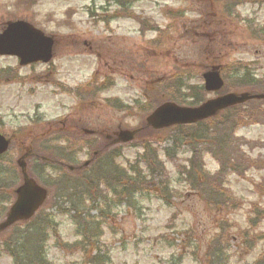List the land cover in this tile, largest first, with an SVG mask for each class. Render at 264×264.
I'll return each mask as SVG.
<instances>
[{
  "label": "rangeland",
  "instance_id": "rangeland-1",
  "mask_svg": "<svg viewBox=\"0 0 264 264\" xmlns=\"http://www.w3.org/2000/svg\"><path fill=\"white\" fill-rule=\"evenodd\" d=\"M225 1L226 13L221 0H0V31L20 19L55 42L47 65L22 67L16 58L0 57V134L11 140L4 165L10 160L14 165L45 133H60L67 117L77 121L78 132L100 138L137 131L149 115L139 106L152 82L179 77L184 87L202 86V74L212 70L222 79L229 71L230 79L247 75L264 81V0ZM237 65L240 72L234 74ZM89 84L77 93L95 95L79 101L74 91ZM110 100L117 102L110 106ZM257 108L253 123L229 133L242 160L235 170L227 167L222 178L235 207L222 212L210 210L190 192L184 171L191 150L174 143L173 134L145 137L146 130L129 144L110 147L105 157L110 161L108 153L118 154L115 164L126 170L143 167L141 144L148 142L167 175L164 200L155 182L148 181L130 204L114 200L97 210L78 206L81 220L71 219V203L60 198L58 174L25 161L33 179L47 189L50 203L43 211L56 224L55 235L47 232L48 264H264V104ZM96 138L85 141L99 142ZM46 142L41 150L64 148L58 141ZM201 144L196 151L203 171L214 175L219 163L209 143ZM72 150L76 154L67 165L88 160L87 148ZM85 227L89 242L72 249ZM31 228L19 223L0 233V264H14L4 248L7 243L9 251L19 247L16 234L29 235Z\"/></svg>",
  "mask_w": 264,
  "mask_h": 264
},
{
  "label": "trees",
  "instance_id": "trees-1",
  "mask_svg": "<svg viewBox=\"0 0 264 264\" xmlns=\"http://www.w3.org/2000/svg\"><path fill=\"white\" fill-rule=\"evenodd\" d=\"M221 1L222 11L225 12L229 4L226 5L227 2L225 0ZM120 4V2L116 3L118 7L121 6ZM237 66V70L236 67L232 69L234 74L240 72L238 71L240 67L239 65ZM223 74L225 76V85L219 93L221 95L233 91H251L252 93H257L261 91L259 90L260 87L264 88V81H254L247 75L236 77V79H230L228 75L230 74L229 71ZM103 88L106 87L101 85L100 89L103 90ZM184 93L185 95H183ZM94 95L93 92L90 93L85 91L83 95L77 93V96H79L77 99H79V101H87ZM206 95L207 93L202 86L194 85L184 87L179 77L174 79H162L154 82L150 89L148 88L145 90L143 103L139 108L143 113H150L165 102H173L184 106L187 105V101H191L189 106H197L206 100ZM109 102L110 106H112L117 101L110 100ZM263 104L264 100L249 101L243 105L223 110L205 121L197 122L192 125L174 126L162 131H153L144 122L141 124V127L138 128L135 138L143 135V132L147 130V133L144 135L145 137L161 133L163 138L166 139V135L173 134L175 139L174 143L188 146L192 156L187 171H184V177H188V184H190L189 188H191L190 192H194L197 199L205 202L210 210H221L222 212L225 209L235 208L234 200L228 194L227 189H224L222 178L227 167L235 170L236 161L238 160L240 162L242 160L240 159L242 155L241 152L237 150L236 157L233 151L234 143L230 142L228 139L229 133L233 132L236 127H240L249 122L253 123V114L260 110L257 106ZM68 130L69 128H67V132L66 130H61L60 133H54L53 135L46 134L42 140L33 141L26 149L23 147L22 149H25L24 151L29 154L27 158L28 162H38L40 166L47 171L53 170L58 174L57 179L60 183V198L63 202L71 203L72 211L75 212V215H73L74 217H71V219L77 217V219L81 220V215L77 212L78 206L85 207V205H88L90 207L89 210H97L98 206L101 204L105 207H109L114 200H116L118 204L121 202L130 204L131 200H133V196L137 192L144 190L148 181L155 182L153 188H158L160 198L162 200L165 199L163 193L167 191V175L162 163L155 154L156 151L154 152L153 149H151L148 142L141 144L143 158L145 159L143 167H135L126 170L115 164L114 159L117 158L118 154L108 153L111 154V160L108 161L105 159L107 152H109L110 144L109 141L105 139L104 135L101 138L99 137V142L89 143L85 140H91V136L77 131L76 136L73 137L68 133ZM46 139L48 141L51 139L52 142L58 141V143L64 145V148L58 149L56 152L50 149L41 150L39 145L44 141L46 142ZM48 141L46 143H48ZM201 143H209L211 149L208 151L219 163L220 170L214 175H207L203 171L200 155L196 151V149H198L197 147L202 146ZM73 146H77V149L80 150L82 148H87V150H89L91 156L90 164L87 168L82 166L78 169L73 168L72 171L69 168L66 169V166L68 167L67 161L72 160L75 156V151L72 150ZM24 151L21 152V154H24ZM92 153H96V156H93ZM6 155L0 156V221L7 213L8 209L6 207H8L15 198V189L21 183L20 170L16 164H10V160L8 161L9 163L4 165L3 161ZM33 167L35 166L33 165ZM234 170L231 171L233 172ZM27 174L29 177L33 178L28 171ZM51 181L52 180H50V182ZM100 188H103V191H101ZM49 203L50 199L48 197L47 201L41 209L38 210L36 215L29 221L23 222V224H28L32 226V228L30 229L31 231L29 230V235L25 232L16 234L15 239L17 242L15 244L20 242L21 244L18 245L19 247H14L13 250L9 251V243H7L4 250L5 252H10L11 256L14 258V264H24L20 261V257L24 258L23 262L26 264H48L44 251L47 241V232H54V235L56 233V224L52 221L53 217L43 211V209L49 207ZM262 215L264 216V212H262ZM87 229V227L84 228L82 234L79 235L81 242L74 244L72 249L78 245L84 247L85 244L89 242L90 231ZM95 262L97 263V261Z\"/></svg>",
  "mask_w": 264,
  "mask_h": 264
},
{
  "label": "water",
  "instance_id": "water-1",
  "mask_svg": "<svg viewBox=\"0 0 264 264\" xmlns=\"http://www.w3.org/2000/svg\"><path fill=\"white\" fill-rule=\"evenodd\" d=\"M52 48L51 38L22 21L8 24L0 34V56L16 57L20 66L48 63L52 58ZM202 78L206 92H218L223 87V81L216 70L204 73ZM252 100H264V93L256 95L229 93L207 100L198 107H182L174 103H164L147 117L146 123L153 130L167 129L176 125H191L211 118L222 110L243 105ZM133 137L134 132L122 131L118 133L114 143L127 144L133 140ZM8 146L9 141L0 135V156L7 152ZM24 158L17 161L22 174V184L15 190V201L5 219L0 223V232L17 222L30 220L47 197L46 190L28 177Z\"/></svg>",
  "mask_w": 264,
  "mask_h": 264
},
{
  "label": "flooded vegetation",
  "instance_id": "flooded-vegetation-1",
  "mask_svg": "<svg viewBox=\"0 0 264 264\" xmlns=\"http://www.w3.org/2000/svg\"><path fill=\"white\" fill-rule=\"evenodd\" d=\"M151 44H153V38L151 39ZM67 128H69V132L68 133H70V135L71 136H73V137H75L76 136V134H77V128H78V125H77V121H76V123H75V121L73 120V118H70L69 120H68V117L65 119V122L64 123H61V126H60V128H59V130L61 131V130H66V132H67ZM76 153H74V155H75ZM93 154V156H96V153H92ZM43 160V159H42ZM88 161L90 162V157L88 158ZM82 166H85L84 164L83 165H79V166H77V165H73L72 167L74 168V169H78V168H80V167H82ZM61 167H63V166H61ZM67 168H69L70 169V166H66V169Z\"/></svg>",
  "mask_w": 264,
  "mask_h": 264
}]
</instances>
